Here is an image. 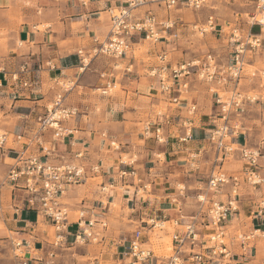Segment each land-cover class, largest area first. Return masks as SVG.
<instances>
[{"label": "crops", "instance_id": "crops-1", "mask_svg": "<svg viewBox=\"0 0 264 264\" xmlns=\"http://www.w3.org/2000/svg\"><path fill=\"white\" fill-rule=\"evenodd\" d=\"M118 4L119 0H0V136L5 138L0 148V183L26 148L43 157L48 154L56 162L60 156L82 153L80 162L89 170L86 179L63 198L68 225L64 232L56 231L55 241L42 230L46 221L25 193L4 186L0 219L6 230L0 229V240L11 234L30 242L29 264H127L135 231L143 229L146 246L153 249L152 229L147 227L151 219L173 222L167 234L182 231L194 216L197 196L210 175L211 168L197 163L205 155L211 157V132L219 123L216 94L208 86L195 84L188 91L175 92L178 100L172 103L161 94L158 78L149 75L152 65L135 56L120 62L99 57L82 68L80 52L89 53L95 38L108 34V13ZM237 24L260 40L261 47L248 66L263 72L264 27ZM219 25L224 31L232 24ZM143 38L136 36L134 45ZM166 39L147 56L156 58L163 48L167 54L172 52L181 38ZM226 39H210V49L218 58L228 55ZM118 62L123 70L116 66ZM247 74L246 69V81ZM65 83L70 87L63 106L76 112L62 124L67 134L63 138H56L53 130L40 134L38 119L56 94L64 91ZM108 83L119 85L120 91L100 94ZM240 90L251 101L230 122L238 128L231 142L259 150V174L264 179V85L250 83ZM191 105L196 107L193 113ZM168 116L173 117L170 125ZM186 123L191 140L182 143L179 138L188 132ZM159 126L166 139L163 144L154 138ZM251 188L241 184L238 210L224 227L226 236L228 227L238 222L237 228L251 235L248 241H238L236 234L230 238V264H264V183ZM230 195L227 186L218 198L227 201ZM84 231L92 237L79 242L76 238Z\"/></svg>", "mask_w": 264, "mask_h": 264}, {"label": "built area", "instance_id": "built-area-1", "mask_svg": "<svg viewBox=\"0 0 264 264\" xmlns=\"http://www.w3.org/2000/svg\"><path fill=\"white\" fill-rule=\"evenodd\" d=\"M120 6L109 10L110 29L105 38H95L93 47L89 53L84 54L82 68H85L92 59L105 56L113 59L127 57L134 44L133 38L142 36L146 41L154 43L160 42V27L163 30H171L174 23L159 22L152 10H147L143 15L136 14L139 9L148 4L157 3L167 10L178 6H183L192 10H199L205 6L209 0H119ZM140 15V16H139ZM209 19V23L211 22ZM247 26L257 25L264 27V0H257L255 10L249 15ZM243 29L232 31L230 42L233 44L232 62L224 66L220 64L213 55H206L203 59L191 62L178 63L175 67L167 62L166 52L157 55L159 66L151 68L149 75L157 77L159 80V90L161 94L172 103H177V98L173 97L175 92L185 91L190 83V78L196 77L205 83L215 84L222 91H215L217 106V118L219 123L215 125L211 132V142L217 151L216 163L235 154H239L246 163L243 170L244 176H227L221 168L219 172L212 173L208 182V191L221 193L225 185H231L234 196L227 202L217 198H207L199 196V212L192 216L183 224L182 231H175L171 234L172 253L169 256H160L155 251L146 246L145 233L143 229L133 233L129 240L126 255L130 262L127 264H230L232 253L229 246L224 242V225L238 210L236 197L241 188V184H247L252 188L264 183V179L259 174V150H251L246 146H236L231 142V136L236 135L238 128L231 126L230 122L234 117H240L244 112L246 101H251L240 90L241 81L245 74L247 55L251 57L261 47L258 37L250 33L242 34ZM255 71L252 77H259L263 80L264 71ZM116 85L108 83L103 90L106 95L114 89ZM56 94L51 106L47 108V113L39 117V133L43 134L48 130H53L56 138H63L67 134V129L62 126L63 122L75 115V110L65 108L63 100L65 93ZM221 92V93H220ZM222 94V95H221ZM196 111V107L191 105L190 112ZM173 117L168 116L166 124L170 125ZM188 129L184 137L179 138L180 142L187 143L191 140L190 126L183 124ZM150 127L146 128L145 134L148 136ZM154 138L159 143H165L166 139L161 132V127L155 129ZM5 141L4 136H0V148ZM30 151L28 148L20 152L14 163L11 165L6 177L0 183V210L3 204L4 186L20 188L28 198L38 215L46 222L52 224L56 231L62 233L67 228L69 210L63 203L66 193L74 186L82 183L89 170L87 166L80 162L84 158L82 153H76L72 158L60 156L59 161H52L48 158ZM96 167L91 168L95 171ZM217 168V167H216ZM207 206L206 211L204 207ZM80 219L83 217L79 213ZM180 219H184L181 216ZM89 225H93L91 221ZM176 225L178 222L176 221ZM147 227L152 231L158 228L165 230V222L151 219L147 222ZM82 237L91 238L92 235L84 231L77 236V240L82 242ZM250 236L246 237L250 240ZM31 249L30 242L21 240L14 242L13 252L18 264H29L27 254Z\"/></svg>", "mask_w": 264, "mask_h": 264}, {"label": "rangeland", "instance_id": "rangeland-1", "mask_svg": "<svg viewBox=\"0 0 264 264\" xmlns=\"http://www.w3.org/2000/svg\"><path fill=\"white\" fill-rule=\"evenodd\" d=\"M252 3H245L243 0H209L205 6L199 10H192L185 8L183 6H178L176 8H173L171 10H167L163 8L162 6H159L157 3L148 4L147 6H144L143 8L136 11V14L143 15L147 10H152L153 14L157 18L159 22H168L170 20L171 23H174V26L171 28V30H163L162 27H160V30L163 31L162 33H159V37L162 38L160 41L167 40L166 38H181L177 43V48L171 49L172 52L166 53L167 55V62L173 67H175L178 63L183 62H191L203 59L206 55H213V57L216 58V60L224 65L227 66L231 64L232 62V52H233V46L231 48V45H233L230 42V37L232 34V31L234 29H240L242 27L240 24H237L239 22H243L246 24L247 20H249V15L253 13L255 10V1L257 0H250ZM247 4V5H246ZM251 4V5H250ZM117 6H120V1ZM115 6V7H117ZM114 7V8H115ZM242 13V14H241ZM109 15V13H108ZM140 16V15H139ZM244 16V17H243ZM212 19L211 22L213 24L209 23V19ZM243 18H245L243 20ZM237 19V20H236ZM242 19V20H241ZM227 24L230 23V27H226L224 31L221 29L222 25L219 24ZM110 29V26H109ZM159 30V31H160ZM219 34V35H217ZM242 34H245L244 32ZM216 35V36H215ZM106 37V36H105ZM105 37H102L105 38ZM228 38L226 39V45L228 46V55L227 57H221L218 58L216 52L212 51L210 49L209 43L210 39L214 38ZM136 37L133 38V42L138 41L135 40ZM141 39V38H140ZM139 39V41H140ZM173 39H171L172 41ZM161 42H151V41H142L137 45H132V49L130 53L127 55V57L121 58V59H113V61H122L125 58L131 59L133 56L137 60L141 61L143 60L148 65H152L151 67L154 68L156 66L160 65V62L158 61V58H149L147 54L152 49H155V47L158 45L161 46ZM163 46V45H162ZM170 49V48H169ZM160 51L164 52V48ZM169 51V50H168ZM99 57H105V56H99ZM98 57V58H99ZM108 58V57H106ZM228 58H230V61H226ZM96 59V58H95ZM94 60V59H92ZM251 61V55H247V63H246V69L248 70V76L249 79L247 81L245 80V74L243 76V79L241 81V86H245L246 84H252V83H261L264 85V77L263 80L259 77H252V74L257 71L256 68L248 66L249 62ZM116 63V66H118L119 69L123 70L124 65L120 63ZM246 73V70H245ZM257 79V80H256ZM190 83L188 88L185 91H188L191 88V85L200 84V85H206L208 86L209 90L213 93L217 91V86L215 84L205 83L203 81H200L196 77L190 78ZM63 83V82H62ZM69 83H65L64 88H69ZM115 91H120V86L116 85L115 89H111L109 91V94H113ZM100 94H103V90L98 91ZM221 93V92H220ZM222 95V94H221ZM252 96H255V94H251ZM216 99V97H215ZM215 103V102H214ZM51 106V104L49 105ZM217 107V106H216ZM218 109V108H217ZM166 109H163L161 111L163 114H167L164 112ZM178 119V118H177ZM163 144V143H161ZM237 147V146H234ZM208 155H205L204 158H201L197 163H202L203 167L206 165V167L211 168L210 169V175L207 179L206 185H203L201 188V193L197 196V202H196V211L194 212V215H196L199 211V207L201 206L199 203V196H207V198H218V196L222 193H212L208 191V182L212 175V173L215 171V173L219 172V169L227 174V176H244L243 170L246 168L245 161L239 156V154H235L230 157H223V160L216 163L217 158V151L215 146L210 144V152ZM198 164L192 166H197ZM217 167V168H216ZM197 168V167H195ZM198 170V168L196 169ZM204 170V169H203ZM194 171V170H193ZM201 180H205L203 178H198ZM231 187V185H225L224 187ZM223 187V188H224ZM253 189V188H251ZM240 191V189H239ZM238 191V197L236 199L240 198V192ZM10 195V194H9ZM231 198L234 196L231 188ZM10 199V196H9ZM221 201V200H220ZM228 201V200H227ZM223 201V202H227ZM235 206H238V203H235ZM207 206L204 207V210L206 211ZM1 215V210H0ZM234 219L232 218L226 222L224 227L226 225L231 224V221ZM244 222V221H243ZM246 222V221H245ZM46 225H42V230H45L49 233V236L52 240L55 241L56 238V228L54 226H51L48 222L45 223ZM246 224V223H245ZM250 224V222H248ZM174 226V223L165 224V230L160 231L158 228L154 229L151 233V243L153 244V250L156 252L157 255L160 256H169L172 253V240L171 235L167 234V230H172ZM238 222H235L232 224V226L228 227L227 229V238L224 239V242L230 247L231 245V237H235L233 235L236 234L238 241H242L243 239H246V237L250 236L249 234L244 235V230H239L237 228ZM245 227V226H244ZM0 229L6 230L3 222L0 219ZM7 232V231H5ZM8 234V232H7ZM258 237L262 236L260 233H257ZM13 235H6V237H3L0 241V264H18V260H16L13 252V246L14 242H19L21 239H17L16 237H12ZM9 240H11L9 242ZM247 240V239H246ZM248 241V240H247ZM80 242V241H79ZM255 242V241H254Z\"/></svg>", "mask_w": 264, "mask_h": 264}]
</instances>
